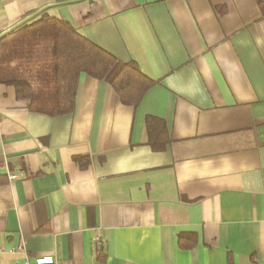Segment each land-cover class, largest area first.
Instances as JSON below:
<instances>
[{
  "label": "crops",
  "instance_id": "crops-1",
  "mask_svg": "<svg viewBox=\"0 0 264 264\" xmlns=\"http://www.w3.org/2000/svg\"><path fill=\"white\" fill-rule=\"evenodd\" d=\"M45 14L156 82H0V264H264V0H0V38Z\"/></svg>",
  "mask_w": 264,
  "mask_h": 264
},
{
  "label": "trees",
  "instance_id": "trees-1",
  "mask_svg": "<svg viewBox=\"0 0 264 264\" xmlns=\"http://www.w3.org/2000/svg\"><path fill=\"white\" fill-rule=\"evenodd\" d=\"M13 33L0 38V82L13 85L19 98L30 99L32 108L48 115L73 111L81 73L106 81L123 103L133 106L156 82L134 60L119 59L68 20L45 14ZM155 120L148 119V126ZM185 237L180 234L178 244L184 246Z\"/></svg>",
  "mask_w": 264,
  "mask_h": 264
},
{
  "label": "built area",
  "instance_id": "built-area-1",
  "mask_svg": "<svg viewBox=\"0 0 264 264\" xmlns=\"http://www.w3.org/2000/svg\"><path fill=\"white\" fill-rule=\"evenodd\" d=\"M15 177H16L15 175H11V178H15ZM15 264H22V263H21L19 260H17V261L15 262ZM23 264H31V262L29 261L28 258H25Z\"/></svg>",
  "mask_w": 264,
  "mask_h": 264
},
{
  "label": "rangeland",
  "instance_id": "rangeland-1",
  "mask_svg": "<svg viewBox=\"0 0 264 264\" xmlns=\"http://www.w3.org/2000/svg\"><path fill=\"white\" fill-rule=\"evenodd\" d=\"M11 37H12V36H11ZM11 37L7 38L5 41L8 42V41L11 39Z\"/></svg>",
  "mask_w": 264,
  "mask_h": 264
}]
</instances>
